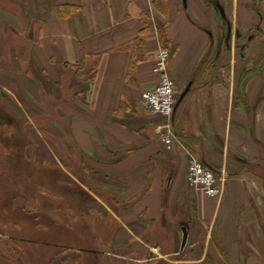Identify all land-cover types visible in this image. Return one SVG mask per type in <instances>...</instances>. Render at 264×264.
Returning <instances> with one entry per match:
<instances>
[{"label":"crops","instance_id":"crops-1","mask_svg":"<svg viewBox=\"0 0 264 264\" xmlns=\"http://www.w3.org/2000/svg\"><path fill=\"white\" fill-rule=\"evenodd\" d=\"M162 47L178 95L191 83L175 130L220 198L190 187L184 147H166L142 100ZM3 93L40 135L27 154L68 175L45 198L80 194L79 219L117 225L110 251L53 244L49 264H143L153 249L157 264H264V0H0Z\"/></svg>","mask_w":264,"mask_h":264},{"label":"rangeland","instance_id":"rangeland-1","mask_svg":"<svg viewBox=\"0 0 264 264\" xmlns=\"http://www.w3.org/2000/svg\"><path fill=\"white\" fill-rule=\"evenodd\" d=\"M0 99V264H49L59 252L53 244L110 251L107 246L117 226L113 220L100 214L97 217L96 212L79 219L84 203L80 194L64 201L56 195L51 201L50 195L45 198L51 187L68 183V175L64 177L57 163L43 165L36 161L35 153L27 154L30 147H26L40 141V135L28 132L29 124L20 117L23 113L11 106L4 93ZM25 142L31 144L25 147ZM58 157L63 159L61 154ZM159 253L156 249L147 253L150 260L143 264H157Z\"/></svg>","mask_w":264,"mask_h":264},{"label":"built area","instance_id":"built-area-1","mask_svg":"<svg viewBox=\"0 0 264 264\" xmlns=\"http://www.w3.org/2000/svg\"><path fill=\"white\" fill-rule=\"evenodd\" d=\"M170 50L160 48L153 67L158 75L157 84L143 91L142 99L148 110L163 117L167 122L162 132V141L168 149H172L175 142H181L188 156L187 182L192 189L202 192L209 197L220 198L224 187L215 171L200 160L190 146L178 137L172 118L177 103V86L169 73Z\"/></svg>","mask_w":264,"mask_h":264},{"label":"water","instance_id":"water-1","mask_svg":"<svg viewBox=\"0 0 264 264\" xmlns=\"http://www.w3.org/2000/svg\"><path fill=\"white\" fill-rule=\"evenodd\" d=\"M184 2L186 3L187 0H184ZM221 11L224 14V11H223L222 8H221ZM190 87H191V83H189L187 85V87L185 88V90L181 93V95H180V97L178 99V102H177V106L181 103V101L184 99L186 94L189 92ZM182 231H183V238H182L181 248L184 249L186 244H187V241H188V229H187V227L183 226Z\"/></svg>","mask_w":264,"mask_h":264},{"label":"trees","instance_id":"trees-1","mask_svg":"<svg viewBox=\"0 0 264 264\" xmlns=\"http://www.w3.org/2000/svg\"><path fill=\"white\" fill-rule=\"evenodd\" d=\"M155 4L160 10L165 12L166 0H155ZM65 8H67L66 10H70L71 9V8H69L67 6H64V7H60L59 10L61 11V10L65 9ZM141 41H142L141 38H138L135 42H136L137 45H140ZM0 103H2V102L0 101ZM25 143H27V144H24L25 147H26V145L30 144L29 142H25Z\"/></svg>","mask_w":264,"mask_h":264}]
</instances>
